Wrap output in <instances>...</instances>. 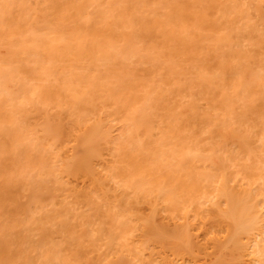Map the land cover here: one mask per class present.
<instances>
[{
    "label": "bare ground",
    "instance_id": "bare-ground-1",
    "mask_svg": "<svg viewBox=\"0 0 264 264\" xmlns=\"http://www.w3.org/2000/svg\"><path fill=\"white\" fill-rule=\"evenodd\" d=\"M48 1H50L49 5L47 4ZM103 1L63 0L62 2L61 0V4H58L59 0H0V48H2L1 46L6 44V46L8 47L7 55H9L7 59H2L3 57H1L0 59V264H264V125L260 123L264 120L261 121L262 118L260 120V113H258L257 115L259 116V118H256L257 116L254 114H248V112L251 113L252 109L254 108L252 107V102L250 107L252 109L246 111V109L244 110L245 106L243 107V109H241V107L243 106V100L241 102L237 101L238 104H235L234 102H236V100L233 101L232 99H230L231 94L234 95V97L232 96L233 98L236 97L234 90L238 89L239 85L237 87V82L233 80V82H235L234 86H236L237 88L231 87L230 92L232 93L230 94L229 90H227L228 87L225 89V85L228 82V80L225 81V79H229V76H225L223 74L226 71L225 69L229 68L228 63L230 62L231 63L229 66L232 67V64L234 63L236 71L237 69L239 71V68H241V70L239 71L240 73H243V70L246 71V69L251 67L249 65L250 62V64L253 65V68H255L254 73L257 69V67H255L256 65L258 66V68L259 66L260 68L264 66V57L262 56V54H264V0H231L232 2L228 0L229 2H231V4H229L232 5V8L227 3L228 1L225 0V2L227 3L226 5L223 0L222 2L224 6H221V12H223L222 10H224V7L227 6H229V9L231 8V11L229 9H226L225 12L224 10V15L222 16L220 9L217 10L220 12L221 18H225L226 24H224V18L222 19L223 21L221 19H218V17L220 18V15H218V17L215 16V14L217 15L219 13L217 12V10H215V8H218L216 6L220 5L221 0H210V4H213V6H215L214 8L210 7V5L207 4L208 0H202L201 2L200 0H198L200 3L193 0V2L195 1L196 3H198L199 8H202L201 11L204 9L203 12L200 11L201 14H205L204 16H206V13L208 12H206V8H208V10H210L211 12L215 11L213 15L214 20H208L211 21L212 27L215 26L214 24H217L218 20H220L219 22H222V24H224L221 26V23L218 22V24L216 25L217 29L215 28V32L218 33H216L215 36L214 31L211 33V31L213 30L211 27H209L211 26V24L208 23L207 27L211 29V31L209 32L210 37L213 35L215 36L213 37V41V38H211V40L209 39V34H207L208 32L205 33V31H208L209 29H204L205 31L203 29L201 30L203 26L206 27L207 25L206 23H204L207 21V16L204 18L202 15L201 17V14H198L200 13L199 8L196 4V6H194V3H192V1H189L192 3L191 6L193 5L192 9L194 10V7H197L195 9V11L197 10V16L199 15V18H203H200L201 20H199V22L197 21V19L199 18L191 15V21L195 18L194 23H196L197 21V23L199 24L194 25L193 22L189 21L191 26H189L188 24L186 25V27H191L192 29L185 28L184 25L187 23H183L184 19H182V17L184 16V14L180 18L178 14L172 12L173 9H171L170 11L173 13H171L172 15L169 14V11L168 13L166 12V10L170 8L169 5L171 2H168L169 0L166 1L169 3V5L166 3H164L166 4L164 5L160 0L159 2L157 0L156 2L154 0L156 2L155 4L153 0H148V3L151 2L150 4L152 6L154 5L153 7L150 6V4H147L146 0V6L142 2L143 0H132L133 2L122 0V2L120 3L117 2L119 4V9H117V6V8L115 7V4H117L115 2L118 0H113V8L110 6V3H107L109 2V0H107V2L106 0ZM137 1L141 2L139 3ZM53 2H56V4H54ZM128 2H130L129 4L131 5H129ZM183 2V4L186 3V1ZM214 2H216V5L214 4ZM218 2L219 5L217 4ZM102 3H106L107 5H103ZM159 3H161V5H159ZM126 4L130 6V9H132L128 13V18H130L133 14L132 11L136 13L138 8V14H133L135 20L138 17V21H134L133 25V23L131 22L134 19L131 20L130 18L129 20H131V22H128L131 23L132 26H130L129 29L128 25L130 24L127 23L125 21L126 18H124L127 17L125 15L129 11L128 6L125 8ZM93 5L95 6L96 13L98 12L99 15L95 13V10H93ZM99 5L102 9L98 8ZM101 5L103 6L101 7ZM140 5L142 7H140ZM201 5H203L204 7ZM206 5H208L209 7ZM108 6L110 8H108ZM143 6L145 8L149 6L150 11L153 12V14L150 12L146 13L147 10L145 11V9H143ZM183 6L185 7V5H181L179 7L181 8ZM244 6L245 8H248L246 9V11L252 9L254 13H251L250 11L246 13V11H243ZM84 8L87 10L83 11L82 9ZM89 8H92L91 10H93V12L89 11ZM111 8L122 11L120 13L124 16L122 18H124L125 20L122 21L120 19V13H117L119 14V16L115 15L116 13L114 11L117 12V10L114 9V11H112ZM120 8H123V10H121ZM173 8H175V6ZM79 9L82 13L78 12ZM98 9L99 11H97ZM124 9H126V14H122ZM139 9H141L140 13ZM160 10L162 13L160 12ZM17 12L18 15H16ZM85 12L88 14H86ZM112 12H114V15L117 19L115 18V16L111 17ZM77 13L81 14L79 19L74 18L77 21L80 20L82 16H84L83 13L86 14L87 18H90L92 13H95V15L92 16H99L96 17L99 20L97 22L95 21V24L98 23L99 25H95L97 26V29H93V26H89V28L91 27V30H93H88V38V34L86 35L85 33V35L82 34L84 37H81V32L79 33V30L75 28L77 27V25L84 26V23H78L76 20L70 22L73 23L74 26L72 25V27L71 24H69V26L71 27L68 33L70 34V36L68 37H71L74 40V36L77 35L76 38L78 39V41L76 40L77 42H75V45L72 44L73 46H75L73 48L71 44L70 46L68 44L66 47L69 52L67 51V49H65V47L64 49L66 52L63 51V53L65 52L64 55L60 51L61 48H58L59 55L62 56L58 59V61L61 62L59 64V62L56 61V53L55 56H53L52 54L53 50L57 48V45L61 43V41L66 42L65 33L62 32L63 29H59V24H62L61 21H64L63 18L66 17L65 19L69 21V17L67 18V16L69 15L70 17H76ZM145 13L146 16H144ZM166 13L167 16L169 15V17L167 18ZM10 14L14 19H17L15 23L19 21L17 24H21L20 20H23L24 23H26L25 25H27V28H25L24 25H21L26 29V32L29 33H25V42L23 40L24 37H22L23 39L21 38L23 41V43H20L21 47L18 43L17 44L19 46L16 45L17 47H15L12 44V40H8L9 38L11 39L10 36L16 34L19 36V38L21 36H25V34H23L25 32V29L22 30V33L20 31V28H17L16 25L15 26L17 29L14 28V26L11 27L14 23L8 26L10 21L9 18H11ZM186 14L187 13H185V15ZM161 15L163 16L162 18L165 17L164 19L166 20V22L165 20L164 23L162 22L163 20L162 18H160ZM176 15H178L179 18H177ZM78 16L79 15H77V18ZM95 17H91V21H93ZM144 17L148 19L150 17L151 21L148 20L147 22L146 19L143 20ZM111 18H114L115 21H112ZM154 18L155 20L153 21ZM209 18L210 17H208V19ZM141 19L142 21H140ZM174 19L180 20V23H177L179 24V27H177L175 23H172L174 21L171 22V20ZM215 19H217V21ZM85 20L87 19L85 18ZM100 20L101 23L105 25L104 28H102L103 25H101ZM157 20L158 22H162L164 25H160L161 23H158ZM167 20H170V22H168L170 23V25L172 24V26H170L169 23L167 24ZM202 20V23L206 25L201 26ZM74 21H76L77 23ZM118 21L119 23H121L120 26L118 24ZM116 22L118 25L116 24ZM141 22L144 24L142 25ZM151 23L154 25H152L153 27H155L154 23H156V25L158 24L159 27L161 26V28H159L161 30H163L162 27L164 26L165 29L163 31L166 32V35H164L165 32H161L162 35L160 36H162V38L164 36L168 37V35L171 36L174 34V32L176 34V31H172L174 30V28H176L177 33L178 31H181L179 34H177L180 36H178L180 41V44L178 43V46L179 48H185L189 45V47H187L186 49L187 52L188 48L189 51L191 49L195 50L196 48L198 49L201 44L203 45L208 42L209 44L207 43V45H205V48H210L211 50L213 47L211 52H209L208 50V53L205 48L203 49V45L201 46V49H203L201 50L202 52L199 48L198 52L194 54L195 52L193 51L194 53L193 55L191 53V56H199L201 58L204 53V56H207L206 52L210 55V53L213 54V52L215 53L219 51L217 54L215 53L217 57L214 55V61L216 59L218 62L216 63V65L221 64V67L216 66L218 70L215 68L214 69L217 70V73H221L220 70H223L221 76L224 77L222 78L220 74H215L218 77L215 76L213 80L212 76L214 75H212L211 77L214 83H209V76L212 74L211 70H213V74L216 72L214 71L213 66H210L211 64H208L212 69H208L207 66H205L206 72L210 74L209 76H207L209 77L208 80L205 78L207 74L206 72H204L205 68L202 63H205L206 61L203 56L202 58L205 62L200 58V60H198V57L196 58L198 61H201L199 62V64L201 63V65L199 67L196 66V68H199L200 70L204 68V70L202 69L203 71L201 72L206 75L203 77L202 73L200 76H198L199 72L196 71V69L194 72L197 74L195 76L199 78L197 79L195 77L197 82L198 80L205 78L203 80H200V87L198 90H201L200 92L201 94L203 93L202 95L200 94V92L195 91L199 83L197 84V82H195L196 80L195 78H193L194 76L192 75L188 77V83L184 82L186 81L185 78L183 79V81L178 79L176 74L175 76H173L175 71L174 69L176 68L171 64L170 65L174 68H172L173 74L171 72L168 73L170 75L172 74L170 76L171 78L169 80V85H174L172 86L173 90H171V92H169L171 87H167V85L164 84L165 81L163 82V77L166 75L164 71L162 72L165 75H161L160 80L157 81L156 79L152 78L151 81L149 80L150 82L147 81L148 79L145 80L147 81L145 83L144 80H141L142 82L137 83L138 78H135L137 82L134 84L132 82V84L128 83L126 80L125 83L123 82L124 79L122 77L123 83H121L127 87L122 84H118L120 82H116L117 78L115 80L113 79L115 82L113 84L110 81L112 79H108V84H106L108 80L105 81L103 79L105 83L102 82V76L100 77V75L99 77H96V79H94V75L98 76V73H103L101 72V70L102 68L104 69V66H108L107 69L112 68L109 67V65H112L114 62H116H113L116 56H121L123 57L121 59H124V61L126 62L129 61L132 64V61L130 59L134 58V61L140 51L144 50L145 48V50L148 51L149 49V51H151L154 48V45H156L153 44V41L157 42L156 34L158 33L157 30H154V32L152 31L155 28H152ZM87 25L88 24H86V27ZM158 25L156 26V28L158 27ZM167 25L171 27L170 30ZM180 25L182 27H180ZM133 26H136L135 30H133ZM145 26H148L152 29L149 30L150 28H146ZM194 26H196V30ZM227 26L229 27V31L234 33V37H229L230 32L228 33ZM139 27L140 30H138ZM10 28H13L14 30L12 29L11 31ZM65 28L66 27H64V29ZM68 28L69 27H67V29ZM80 28L86 29L83 27ZM101 28L102 31H107V33L103 35L105 36L106 42L108 43H106L102 39V37L100 38L99 36H97L99 33V29ZM122 28L124 29L122 30ZM224 28L227 30L226 34L228 35H226L225 39H227L228 37L230 38L228 43L225 39L223 40L225 41V44L223 41H221V39L225 37V33L223 32ZM82 29L81 31H83ZM106 29H108L109 31ZM70 30L72 32H70ZM86 30H84V32H87ZM119 30L120 32H124L125 30L124 33L130 32L132 36H130V34L122 36V33L120 34V32H118ZM131 30H133L135 33H131ZM187 30H189L190 32ZM198 30L199 32L202 31V33H199ZM90 31L91 33H89ZM105 31L103 32L105 33ZM140 31H142V34L140 33ZM169 31L172 32L170 33ZM183 31L186 35H182ZM12 32L16 33L12 34ZM167 32H169L170 34H168ZM111 33L113 35L117 34V36L114 37V35L111 37ZM150 33L152 35H150ZM193 33L194 35H197L199 40L201 39L200 42H198L199 40L195 39L196 42L201 43L199 44V46L198 43L193 41L194 38H196V36H193ZM147 34H149L151 37L147 36ZM153 34L156 36L152 37ZM187 34L188 36L190 34V36L187 37ZM198 34H200V36H198ZM203 34H207L206 37ZM141 35L143 37H141ZM181 35L184 37H182ZM191 35L193 37H191ZM218 35H220L221 38L220 36L218 37ZM261 35L262 38H258ZM120 36L121 38L125 36L124 38L128 39V41L130 40V37L134 42L136 41L135 44L134 42L131 43L132 40H130V42H126V44L130 43V46L134 44V47L131 46L132 50L128 48L126 49V47H124L125 52L126 50H128L129 56H125L123 54L124 50L122 45L124 44V38L122 41L119 40L118 42L117 39H119ZM138 36H140L141 38H138ZM173 36L175 38V35ZM185 36L187 37V39H185ZM15 37L16 36H12V38ZM98 37L101 39V41L99 40L100 46L96 42L99 39ZM109 37H114V40ZM135 37L138 38V42ZM148 37L151 40L148 39ZM169 37L168 41L170 43L168 45H171V43L173 45L174 43V45L169 46V48L172 47L171 49L173 50L171 51L170 49V51L173 52V56L175 57V53L179 54L180 52H178V49L176 48L178 37L176 36V41L172 37L174 40L171 39V41L173 40V42L169 40ZM182 38H184L185 41L187 40L186 42H188L189 44L183 41ZM206 38L209 40H207ZM255 38L258 39H256L257 43L255 42ZM87 39L90 41H88ZM141 39H147V42H152L151 45L153 46V48L151 47L150 43L147 44L146 41V43H143ZM188 39H190L191 41H188ZM162 40L163 39L159 41L163 43ZM165 40L167 41V38L164 39V42H166ZM216 40L217 42H214ZM219 40L223 43L219 44ZM86 41L89 42V47L91 46L92 51H90V48L87 46L88 42ZM168 41L166 43H168ZM229 42L232 45H230ZM250 42H252L251 45H254L253 43H255V47L253 50L257 49V45L260 46L259 49H262L263 46V53L261 52V50H259L261 54H258L259 52L257 53V51H255L257 53L256 54L250 51V49L248 48L245 49L247 47L246 46L244 48L245 45H248V47L251 46ZM25 43L26 45H24ZM72 43L74 42L72 41ZM84 43L87 44L85 45ZM138 43H140V47L142 48H140V51L138 50ZM181 43L182 45L184 44L185 47L184 45L182 46ZM190 43H192L191 45L193 46V48H191L192 46L190 45ZM210 43H213L211 47L208 46L210 45ZM126 44L125 46H128ZM228 44L230 45V50H227L228 52L225 51V54L224 50L227 47L229 49ZM12 45L14 47H12ZM108 45H110V47ZM142 45L149 46L150 48L144 47ZM219 45L221 47L223 45L222 52L224 53V55L220 51L221 47ZM85 46L88 48L84 51ZM161 46L165 47V45ZM214 46L216 47L214 48ZM115 47H119L118 49H120V53H118L119 50ZM135 47H137L138 49ZM69 48H72L71 51ZM74 48L76 50H73ZM106 48H110V52L108 49L106 50ZM157 48H154L156 50L153 49V54L157 53L155 51H161V53L163 52L162 50H157ZM216 48H218L217 51L214 50ZM98 49L103 52H100ZM101 49H104L105 51ZM121 50L123 53L121 52ZM247 50H249L250 52ZM72 51H76L79 57H75ZM96 51L98 52L97 55L95 54ZM106 51L109 54H107ZM132 51L135 53L137 52L136 56ZM147 51H145V53L142 52L144 53V58L138 55V57L143 59L144 62H147L146 56L152 57L153 55L152 53L150 54V52ZM84 52L86 54H83ZM104 52L108 56H105ZM66 53L68 55H66ZM46 54L55 57L54 59L53 57H50L53 59V61L50 59L52 61L50 63L48 61L50 65L54 62L56 67H64V69L62 67L60 70L61 72L66 73L62 75L63 77L61 75L58 76L59 78L57 77L58 79L55 77L57 75L56 71L59 69L56 70V68H54V64L51 65L52 67H50L49 65V67H47L48 63H43L47 61V59L45 60L44 58H49V56L46 57ZM162 54H156L155 60H160L161 56H163V58L165 59L164 55ZM251 54H254V57L251 58V60L253 59L254 61H257H250L249 58ZM255 54L257 55L256 58ZM91 55L93 58H91ZM109 55H113V58ZM168 55L169 54H167V56ZM189 55L190 54L188 53V56ZM259 55H261L262 57ZM63 56L65 57L63 58ZM221 56H223L222 59ZM224 56H226L227 59ZM108 57H111L110 60ZM177 57L179 58V56ZM167 58H172V56H168L166 57V59ZM80 59L82 61L84 59L86 60V62H82ZM228 59L230 61H228ZM87 60L90 61L87 62ZM143 60L141 61L142 65L144 64ZM155 60L154 62H152L153 66L150 65V61H148L150 62L149 65L147 64V62L144 64V66L147 64L146 68L151 67V69H153L156 64ZM121 61L119 62L120 64H116L117 62L115 64L121 65ZM55 62L58 64H56ZM72 62H75V64L78 62L77 64L79 66H81L82 64V67H84L85 65V68L88 67L86 68V72L81 73L85 74V76L83 74L84 79H88L96 71V74L94 73V75L92 76L93 80H90L92 79L90 78L87 81V79L84 80L83 78H80V76L82 75L76 76L80 74L77 72L80 70L75 71L76 67L74 66H76L77 64L75 65L73 63L74 66L72 67ZM136 62L137 60L134 61L135 65H137ZM169 63H171V61ZM186 63L188 64V62ZM225 63L226 67H224ZM90 64L92 65V67ZM115 64L114 66L112 65L114 68L116 66ZM94 65L95 67L97 65V67L95 68ZM140 65L141 64L137 66ZM144 66H142L143 69ZM192 66L193 65H191V67ZM71 67L73 69H71ZM125 67L122 68L126 69ZM91 68L95 70L92 71ZM129 68L130 67H128V71L130 70ZM260 68L257 70V72L259 71V76H257L256 81L253 82L254 84L252 83L253 87L255 83L258 84V77H261L262 79L264 77L262 75L263 73L260 72ZM82 70L85 71L84 68H82ZM25 71L26 73L30 74L28 76H21L20 73L22 74ZM238 71L237 74L239 73ZM245 71L244 73L248 72ZM74 72L77 73L75 74ZM112 72L113 71H111L110 74ZM162 72H160L159 74H161ZM257 72L254 76L252 75V79L256 77V75H258ZM86 73L89 77H86ZM33 74H37L39 79L41 78L42 82L38 80V82H36L32 79L33 84L38 83L39 85L36 84L34 88L32 85V87L30 86V88H26L25 83L27 82L26 86H28L30 82L28 83L27 79H29V77L32 78ZM153 74H155V71L153 72ZM248 74H251L250 69ZM118 75L119 74H117L116 76ZM127 75L126 77L128 79ZM43 76L45 78L49 76L46 80V86H44L45 81H43ZM130 76L131 80L133 79L134 81L132 74H130ZM247 77H244L245 80ZM249 77L247 79H249ZM189 78H192L194 80L193 87L190 86ZM216 78L222 80L220 81V87L224 86L223 90L228 91V94H226V91L221 94L219 91L222 89H220L219 86H217V88L220 89H218V91L216 88H213L214 86L219 85L215 84L219 82ZM51 79L55 81L54 83L52 81V83L49 84V81L51 82ZM94 80L96 81V84L99 82V86L94 85ZM204 80L210 85L202 82ZM181 81L184 83H182ZM223 81L226 84H224ZM262 81V84L260 83V85L263 86L264 83ZM9 82H11V84ZM12 82L17 83L18 85L19 82L20 84H23V86H21L20 88L21 92L19 95H17L18 93L16 94V92H18L17 88L20 85H13ZM55 82H57L58 84H55ZM89 82H92V84ZM127 83L129 84V86L131 85L130 88L128 87ZM229 83L230 82H228V85ZM248 83L245 84L247 85ZM111 84L116 88H113L115 90L109 88L112 87ZM114 84L116 86H114ZM138 84H143L140 86L142 88H140ZM146 84L150 87L152 86L153 88H149V86L147 87ZM153 84L156 86H154ZM183 84L187 85V87H182ZM12 85L15 88L13 89V91ZM40 85L42 86L41 88L38 87ZM103 85H105L106 87H108L109 85V87L104 88L105 86L103 87ZM136 86H138L139 90ZM248 86L250 87V84H248ZM131 87H135L136 89H132ZM204 87L207 89H205ZM258 87L257 90L255 89V91H258V89L260 90V88ZM211 88L216 89L214 90L216 93L219 92L221 95H223V98L218 93L217 96H215L217 100L219 99V96L221 97V99H219L220 102L225 99L224 97L229 96L224 103H220V106H223V109L221 107H217L219 108V110L222 109L224 112L226 111V113H221L222 110H218V114L217 109L214 110L215 104L209 105V102L213 101V99L209 101L212 98L213 94L211 93L207 99L206 93L208 92L209 95V93L211 92H209V90ZM119 89L122 91H120ZM124 89L125 91H127V93L123 91ZM141 89L144 90L141 92H144L145 94L147 92V94L145 95L144 93H142L141 96L137 98L135 96L136 101L134 102L136 104L131 103V101L126 102L128 100L127 98H130L131 95H135L137 93L136 91H139V93H141ZM148 89L152 90L150 91ZM251 89L252 88H250V90ZM263 89L261 87L262 92ZM14 90H16V92H14ZM116 90H119L120 92ZM232 90L234 91V93ZM238 90L236 91L237 95L239 94ZM247 91H249V89H247ZM139 93L136 95H139ZM253 93L254 91L252 90L250 95ZM251 96L253 97V95ZM254 96H256L255 93ZM123 98L124 100H122ZM139 98L145 100L142 101ZM151 98L155 100L154 103H152L153 100ZM185 98H187V100H183ZM236 98L237 100H239L238 97ZM150 99L152 100V102H150ZM229 99L232 100V102ZM227 100L230 103H227ZM204 102H206L205 104L207 105V107H204ZM225 103L229 105L234 103V105H232L234 107L232 108ZM237 105L240 107V110L246 111L245 113H247V115L245 114L246 118L244 119H247V123L250 124L249 126L247 124L248 127H246L245 125V128L239 131L235 130V128L239 127L237 126V124L239 125V122H241V120H237V118H240L238 117V114L239 116H241L244 113L243 111L236 110L239 109ZM261 105L262 104H260V107L263 108ZM210 106H212V108L214 109L209 110V108H211ZM226 106H229L228 109L230 107L232 109L235 108L236 111H228V109H226ZM182 107L186 109L187 114H184L182 112ZM152 109H156V113L153 112ZM179 109L185 116L182 117ZM161 110L163 112H160ZM252 113H254V111H252ZM230 115H235V117H231ZM249 116H253L255 118L252 117L251 120L247 118ZM253 119L255 120V123L258 122L257 124H262V126H260V124L258 125L260 129L262 128L261 131L259 130V128V131H257V129L255 130L256 125H251V122L254 123ZM256 119L259 120L257 121ZM249 120L250 122H248ZM114 121H119V123L121 122L120 129L117 130L118 132L122 128V131L119 132V136V133L115 135L116 137L113 136L116 140L111 139V134H113V132H115L116 130L114 129L113 132L110 130L112 129L111 124ZM225 121L226 123H224ZM216 123L217 125H220H218V128H220L221 131L217 129ZM241 123L243 124V122ZM233 124L237 127H234ZM40 125L42 128L40 127ZM184 125L187 128L189 127L190 129L188 128V131L191 130L193 134H190V132L188 133ZM37 126H39V130ZM225 128L227 129L225 130ZM182 129L192 137H199L197 138L198 140L193 137L195 141L197 140V143L191 139L190 135L189 137L186 132L184 133ZM214 134H216V136L218 137L217 140L214 138ZM182 135H187L189 137H187L189 142L186 137H183ZM206 135H208L210 138ZM205 138L207 139V141ZM179 139L182 141L186 139L188 143L186 142V144ZM214 139L215 141H212ZM191 141L194 142L191 143ZM189 143L195 144L193 146ZM105 145H108V148L112 145L110 149H108V151H110H107L106 153L108 158L105 157L106 154H104V152L102 151ZM174 161L177 163H175ZM213 167H216V169H213V173L211 172V174L210 171ZM200 168H204V171L200 170ZM205 168L209 169L210 171H207V169Z\"/></svg>",
    "mask_w": 264,
    "mask_h": 264
},
{
    "label": "rangeland",
    "instance_id": "rangeland-1",
    "mask_svg": "<svg viewBox=\"0 0 264 264\" xmlns=\"http://www.w3.org/2000/svg\"><path fill=\"white\" fill-rule=\"evenodd\" d=\"M54 1H55V0H54ZM65 1H66V0H65ZM102 1H103V0H102ZM110 1L112 2L113 0H109V2H107V0H106V2H107L108 4L110 3V6L113 8L114 1H115V0H114L112 3H111ZM123 1H125V0H123ZM127 1H132V0H127ZM141 1H142V0H141ZM141 1H137V2L140 3ZM151 1H152V0H151ZM155 1H156V0H155ZM155 1L153 0L154 4H155L157 1L159 2V0H157L156 2H155ZM160 1H161V3H163V4L166 3V4H168V5H169L168 2H171L170 5H169V6H170V8H169L170 10H169V9L166 10L167 13H168V11H169V14H171L172 12H173V13L175 12V14H178V15L180 16V18H181V17L183 16V14H184L185 17L183 16L182 19H184V21H185V22L183 21V23H187V24L184 25L185 28H187L186 25H188V24H189V26H191V24L189 23V21H191L192 16H195L196 18H199V17H198L199 15L197 16V10L195 11V9H196L197 7L199 8L198 3H196L198 0H195L196 2H195V1L193 2V0H182V1H181V0H178V2H177V0H175V1L173 0V2H172V0H169L168 2H166L167 0H164V1H163V0H160ZM162 1H163V2H162ZM183 1H186V3H188L189 5L186 4V3L183 4V3H184ZM189 1H192V3H194V6L197 5V7H194V10L192 9V8H193V7H192L193 5L191 6L192 3L189 2ZM201 1H202V0H200V2H201ZM204 1H205V0H204ZM212 1H213V0H212ZM218 1H220V0H218ZM222 1H223V0H221L220 5H219V2L217 3L219 6H216V7H218V8H215V10L220 9V12H221V6L223 5V2H222ZM226 1H228V0H226ZM230 1H231V0H230ZM49 2H50V1H48V3H47V2H46V3L49 5V4H50ZM60 2H61V0H59V3H58V4H61ZM62 2H63V0H62ZM99 2H100V1H99ZM103 2H105V1H103ZM117 2L120 3V2H122V0H118V1H116L115 3H117ZM132 2H133V1H132ZM132 2H131V3H132ZM135 2H136V1H135ZM142 2H143V3L145 4V6H146L145 0H143ZM146 2H147V4H150V3H151L150 1H149L150 3H148V0H146ZM174 2H175V3H174ZM198 2H199V1H198ZM200 2H199V3H200ZM208 2H209V3H208ZM208 2H207V4L210 5V7H213V8L215 7V6H213V4H212V5L210 4V2H211L210 0H208ZM231 2H232V1H231ZM231 2L228 1L227 3H228V4H229V3L231 4ZM51 3H52V2H51ZM53 3H54V2H53ZM94 3H95V2H94ZM123 3H124V2H123ZM125 3H126V2H125ZM129 3H130V2H128V4H129ZM139 3H138V4H139ZM161 3H159V5H161ZM178 3H179V4H178ZM202 3H203V2H202ZM202 3H201V4H202ZM212 3H213V2H212ZM215 3H216V2H214V4H215ZM224 3L227 5V3L225 2V0H224ZM47 4H46V5H47ZM54 4H56V2H55ZM58 4H57V5H58ZM63 4H65V3H63ZM100 4H101V3H100ZM102 4H103V5H107L106 3H105V4L102 3ZM112 4H113V5H112ZM132 4H134V3H132ZM144 4H142V5H144ZM152 4H153V3H152ZM166 4H164V5H166ZM175 4H177V5H175ZM195 4H196V5H195ZM204 4H205V3H204ZM230 4H229V5H230ZM232 4H233V3H232ZM48 5H47V6H48ZM96 5H97V4H96ZM103 5H101V7H102ZM129 5H131V4H129ZM129 5H127V4H126V6L123 5V6H125V8H126L127 6L129 7V8H128L129 11L127 12V14L130 12V10H132V9H130V6H129ZM134 5H135V4H134ZM168 5H167V6H168ZM181 5H185V7L183 6V7L180 8L179 6H181ZM208 5H206V6H208ZM215 5H216V4H215ZM226 5H225V6H226ZM33 6H34V4H33ZM33 6H32V7H33ZM41 6H42V5H41ZM44 6H45V5H44ZM93 6H94V5H93ZM116 6L118 7L119 4H118V3L115 4V7H116ZM120 6H121V5H120ZM136 6H137V5H136ZM150 6H152V5L150 4ZM153 6H154V5H153ZM153 6H152V7H153ZM155 6H156V5H155ZM157 6H158V4H157ZM174 6H175V8H173ZM201 6H203V5H201ZM223 6H224V5H223ZM223 6H222V7H223ZM230 6H231V8H232V5H230ZM88 7H90V6H88ZM117 7H116V8H117ZM121 7H122V6H121ZM140 7H142V6L140 5ZM162 7H163V6H162ZM171 7H172V8H171ZM189 7H190V9H189ZM203 7H204V6H203ZM208 7H209V6H208ZM227 7H228V8H227ZM227 7H224V8H225V9H224L225 12H226V9H229V6H227ZM246 7H247V6H246ZM251 7H253V6H251ZM251 7H250V9H251ZM93 8H94L93 10H95V6H94ZM96 8H97V6H96ZM98 8H100V5L98 6ZM104 8H105V6H104ZM108 8H110V7L108 6ZM112 8H111V9H112ZM123 8H124V7H123ZM123 8H122V9L120 8V9L123 10ZM132 8H134V7H132ZM136 8H137V7H136ZM154 8H156V7H154ZM159 8H160V7H159ZM178 8H179V9H178ZM205 8H206V7H205ZM231 8H230V9H231ZM244 8H245V6H244ZM244 8H243V11H246V9H248V8H245V9H244ZM84 9H85V8H84ZM84 9H82V10H83V11H86V10H87V9H85V10H84ZM91 9H92V8H89L88 10L93 12V10H91ZM100 9H102V8H100ZM114 9H115V8H114ZM114 9H112V11H114ZM117 9H119V7H118ZM117 9H115V10H117ZM143 9H145V11L147 10L146 13L150 12V13L153 14V12L150 11V7H149V6L146 7V8L143 6ZM165 9H166V8H165ZM171 9H173V10L175 9L176 11H175V10H174V11L172 10V12H170ZM180 9H181V10H180ZM184 9H185V10H184ZM201 9H202V8L200 7V8H199V12L201 11ZM210 9H211V8H210ZM230 9H229V10H230ZM253 9H254V8H253ZM103 10H104V9H103ZM125 10H126V9H124V11H123L122 14H124V13L126 14ZM152 10H153V9H152ZM155 10H156V9H155ZM158 10H159V9H158ZM177 10H178V12H177ZM187 10H188V12H187ZM191 10H192V11H191ZM203 10H204V9H203ZM203 10H202L201 12H203ZM224 10H222L223 12H221V15H222V16L224 15ZM229 10H228V11H229ZM97 11H99V9H98ZM140 11H141V9H139V13H140ZM143 11H144V10H143ZM183 11H184V12H183ZM194 11H195V12H194ZM207 11H208L209 13H208ZM212 11H214V10H212ZM228 11H227V12H228ZM230 11H231V10H230ZM249 11H250L251 13H254V11H253L252 9L249 10ZM249 11L247 10L246 13H248ZM252 11H253V12H252ZM14 12H16V11H14ZM14 12H13V14H14ZM76 12H77V11H76ZM78 12L80 13L81 10L79 9ZM100 12H101V11H100ZM104 12H105V11H104ZM114 12L116 13L115 15H118V16H119V14H117V13H120V12H122V11L117 10V12H116V11H114ZM114 12L111 13V17H114V16H115V15H114ZM137 12H138V8H137ZM137 12L135 13V12L132 11V13H133V14L135 13L136 15L138 14ZM157 12H159V11H157ZM160 12H161V10H160ZM201 12L198 13V14H201ZM204 12H205V11H204ZM206 12L208 13V14L206 13V16H207L206 19H207V21L204 22V23H206L207 25H206V24H203V23H202L203 20H202V21H201V23H202L201 26L206 25V27L203 26V28H201V30H202V29H203V30H204V29H209L208 31H207V30H206V31L204 30L205 33L208 32L207 34H209V32L211 31V29L207 27V26H208V23L211 24V26H209V27H211V28L213 29V30L211 31V33H212L213 31H214V32L216 31V29H217V26H216V25L218 24V22H219L220 20L217 21V19H215V20L217 21V24H214L215 26L212 27V23H211V21L214 20L213 15H214L215 11H214V12H211L210 10H208V8H206ZM210 12H211V13H210ZM217 12H219V11L217 10ZM220 12H219L217 15L215 14V16L218 17V15H220ZM11 13H12V12H11ZM73 13H74V12H73ZM81 13H82V12H81ZM85 13H86V12H85ZM85 13H83L84 16H82V18H81L80 20H78V21H77L76 19H79V17L81 16V14H78V13H77V14H76V17H75V16H74V17H73V16L70 17V16L68 15L67 18L69 17V18H68L69 21H67V19H65V18H66V17H65V18H63L64 21H63V22L61 21L62 24H61V25L59 24V29H60V30L63 29L62 32L65 33L66 42H65V41H63V42L61 41V43H59V44L57 45V48H56L55 50L58 52V54H57V52H56L55 50H53V52H52L53 56H55V53H56V56H55V57H56V61H58V59L62 57L61 55H59L58 48H61L60 51H61V53L64 55L65 52H66L65 49H67L66 46H67L68 44H69V46H70V44H71V46H72V48H73V47H75V46H73L72 44L75 45V42L78 41V39L76 38V36H77L76 34H75L76 36H74V40H73L71 37H70V38L68 37V36H70V34H68V33H69V29H70V27L73 25V23H70V22H72L73 20H76L78 23H79V22H81V24L84 23V26H85V27L82 26V25H81V26H80V25H77V27H75V28H77V30H79V31H78L79 33L81 32V35L84 34V33L87 35V34H88V30H89V29L91 30V27H92V26H93V29H97V26H95V25H99V24H98V23L95 24V23L99 20V19H97L96 17H99V16H96V17H95V16H92V15H95L96 10H95V13H92V15L90 16V18H87L86 14H88V13H86V14H85ZM89 13H90V12H89ZM106 13H107V12H106ZM109 13H110V10H109ZM146 13L144 14V16H146ZM150 13H149V14H150ZM161 13H162V12H161ZM167 13H166V18L169 17V15L167 16ZM173 13H172V14H173ZM180 13H182V14H180ZM185 13H187V14L185 15ZM190 13H192V14H190ZM195 13H196V14H195ZM222 13H223V14H222ZM90 14H91V13H90ZM96 14H98V12H97ZM127 14L125 15V16H127V17H124V16L121 15V13H120V19H121L122 21H124V20H125L124 18H126L125 21H126L127 23H129L128 21L131 22V20L134 19V16H133V14H132V15L130 14V15H131V17H130L131 20H129V19H130V18H128L129 14H128V15H127ZM156 14H157V13H156ZM172 14H171V15H172ZM189 14H190V15H189ZM16 15H18V12H17ZM77 15H79L78 18H77ZM98 15H99V14H98ZM164 15H165V13H164ZM178 15H176L177 18H179ZM191 15H192V16H191ZM202 15H203L204 18L206 17V16H204L205 14H201V17H202ZM221 15H220V18L218 17V19H221V20H222L224 17L221 18ZM85 16H86V17H85ZM132 16H133V17H132ZM152 16H153V15H152ZM152 16H151V17H152ZM173 16H174V15H173ZM10 17H11V18H9L10 21H9V25H8V26H10V24H13V23H14L11 27L14 26V28H16V26H17V28H20V31H21V32H22L23 29L27 28V25H25L26 23H24L23 20H20V23H21V24H17L19 21H17V23H15V21H16L17 19H14L13 16H11V14H10ZM16 17H17V16H16ZM16 17H15V18H16ZM88 17H89V16H88ZM91 17H95V18H94L95 20L93 19V21H91V19H92ZM100 17H101V16H100ZM122 17H124V18H122ZM136 17H137V16H136ZM136 17H135V18H136ZM139 17H141V16H139ZM142 17H143V15H142ZM147 17H148V15H147ZM162 17H163V16L161 15L160 18H162ZM201 17H200V18H201ZM208 17H210V18L208 19ZM17 18H18V17H17ZM74 18H76V19H74ZM85 18H86L88 21L85 20ZM115 18H116V16H115ZM118 18H119V17H118ZM127 18H128V20H127ZM155 18H156V17H155ZM155 18L153 19V21L155 20ZM164 18H165V17H164ZM164 18H162V20H163L162 22H163V23H164V20H165ZM173 18H176V17H173ZM173 18H172V19H173ZM188 18H189V20H188ZM200 18L197 19V21L203 19V18H201V19H200ZM71 19H72V20H71ZM111 19H112V21H115L114 18H111ZM113 19H114V20H113ZM116 19H117V18H116ZM137 19H138V17L136 18V20H137ZM142 19H143V18H142ZM142 19H141L140 21H142ZM145 19L147 20V22H148V20L151 21V20H150V17H149V19L144 17L143 20H145ZM194 19H195V18H194ZM194 19H192L191 22L194 23V21H195ZM13 20H14V21H13ZM65 20H66V21H65ZM70 20H71V21H70ZM136 20L134 19L131 23H133V22L136 21ZM204 20H205V19H204ZM208 20H211V21H208ZM223 20L225 21L224 24H226V20H225V18H224ZM223 20H222V21H223ZM76 21H74V22H76ZM95 21H96V22H95ZM116 21H117V20H116ZM122 21H121V22H122ZM137 21H138V20H137ZM168 21L170 22V20H167V24L169 23ZM172 21H174V22H172ZM175 21H177V22H175ZM179 21H180V20H177V19L171 20V22H172L173 24L175 23V25H176L177 27H179V24H177V23H180ZM197 21H196V23H194V25H195V24H198ZM216 21H214V22H216ZM10 22H11V23H10ZM22 22H23V23H22ZM77 22H76V23H77ZM85 22H86V23H85ZM88 22H89V23H88ZM102 22H103V19H102ZM110 22H111V20H110ZM126 22H125V23H126ZM157 22H158V20H157ZM162 22H158V23H161L160 25H164ZM165 22H166V20H165ZM199 22H200V21H199ZM100 23H101V20H100ZM114 23H115V22H114ZM125 23H123V24H125ZM131 23H129V24H130V25H128L129 27L126 26V27H128V29L130 28V26H132ZM145 23H146V22H145ZM152 23H153V22H152ZM152 23H151V26L153 25ZM219 23H221V26L224 25V24H222V22H219ZM69 24H71V26H69ZM86 24H88V25H87L88 29H87V27H86ZM116 24H117V22H116ZM118 24H119V26H120L121 23H119V21H118ZM118 24H117V25H118ZM135 24H136V23H135ZM138 24H140V23H138ZM138 24H137V25H138ZM141 24L143 25L144 23L141 22ZM146 24H147V23H146ZM154 24H155V27H153V26H154V25H153L152 28H155V29H153L152 31H153V32H154V30H157V31H158L157 34L155 33V34L157 35V37H156V41L158 42L159 40L163 39V40H162L163 43H161L160 41H159L160 43L158 42L159 45L157 44V42L153 41V42H154L153 44L158 45V46L154 45V48H157V47H159V46H161V45H165V47L161 46V47L157 48V50H162V51H163L162 53H165V54H162L161 51H155V52H157V53H154V54H153L152 51H153L154 48H153V46L151 45L152 42H151V43H150V42H147V39H146V40H142V39H141V41H143V43H144L145 41L147 42V44L150 43L151 47L153 48L151 51H149V49H148V51L150 52V54L152 53V54L154 55V58H153V55H152V57H149V56L147 57V56H146V61H147V62H148V61H150L151 63L154 62V60H155V58H156V54H162V55H164V57H165V59H164L163 56L160 55L161 58H160V60H155V63H156V64H155V67H154V68L152 67L153 69H151V67H149V66H148V67H149L150 69H149V68H146V67H147L146 65H147V64L149 65L150 62H148V63H147V62H144L143 59H141L140 57H138V55H139V56H142V58H144L143 54L145 53V51H147V50H145L146 48L144 49V47H149V46H144L145 44L142 45V46H144L143 49H144L145 51H144V50L140 51V48H141V47H140V43H138V45H139V46H138L139 49H138L137 47H135V48H137V49L140 51V53H139V51H138L139 54H137V52L135 53V52L132 51L133 53H135V54H134L135 56H136V54H137V57H136V59H135L134 61L137 60V62H136L137 65H139V64L142 65V62H141L142 60H143L144 64L147 63L145 66H144V64L142 65V66H144V69H143V67H142L141 65H140V66L135 65V63H134V61H133L134 58H133V59H132V58L130 59V60L132 61V64H131V62L127 61V62H128V63H127L126 61H124V59H121V58H123V57H121V56L117 57V56H116V57L114 58L113 62L116 61L117 63H116V62H114V63L112 62V63H113L112 65L114 66L115 63L118 64L121 60H123L124 62L121 61V63H122L121 65H116V64H115L116 66H115V68H114L111 64H110V65H111V66H110L109 63H108L109 67H112V68L107 69L108 66H107V67L104 66V69L102 68V70H101V72H103V73H101V74L98 73V76L94 75V73H95L96 71L93 73L94 76L91 75V74H92V72H91V74H90L91 77H89L88 74L86 73V74H87L86 77H89V78H88V79H87V78L84 79L85 74L83 73V74H84V76H83V74H81V73H82V72H86V70H87L86 68H88V67L85 68V65H84V64H83L84 67H82V64H81V66H79V65L77 64L78 62L76 63V64H77V65H76V64H75V62L77 61V60H76L75 62H72V67L74 66V64L76 65V66H74V67H76L75 71L80 70V71H77V72L80 73V74H78V75H76V76L82 75L83 77L80 76V78H83L84 80L87 79V81H88L90 78H92V76L95 77L94 79H96V77H99V75H100V77L102 76V78H101L102 80H101V81L104 82V83H105V81L108 80V79H109V80H110V79H112V80L114 79V80H115V79L117 78V79H116V82H117V81L120 82V83L117 82L118 84H122L123 82H125V80H126L128 83H131V82H132V83L134 84V83H136L137 81H138L137 83L142 82L141 80H144V83L147 82V81L150 82L152 78H154V79H156V80L158 81V80H160L161 75L164 76V75H165L164 73H166V75H167L168 77H167L166 75H165L164 77L162 76V77H163V82L165 81L164 84H166L167 87H171L170 90H169V92H171V90H173V89H172V86H174V85H172V86L169 85V84H170L169 80H170V78H171L170 76L173 74V72H172V68H173V66L176 68V69L173 68V69L175 70L173 76H175V74H176V75H177V78L180 79V80H182V81H183V79L185 78L186 81H184V82L188 83V82H189V80H187L188 77H190V76H192V75L194 76L193 78L196 77L195 75H197V74L194 73V72H195V69H196V71L199 72V73L197 72V73H198V76H200V75L203 73V72H201V71H203L204 68H205V71H204V72H206V67H205V66H207L208 69L210 68V66H213V69H214V68L217 69L216 66L219 67V66L221 65V64L216 65V63H218L216 59H215L216 62L214 61V55H215V53L217 54L219 51H218V52H215V53L213 52V54L210 53V55H209L208 53L211 52V50L213 49V47H212L211 50H210V48H209V49H208V48L206 49V48H205V45H207V43H208V42H206L205 44H203V45H204L203 49L205 48L207 52H208V50H209L208 53L206 52V55H207V56L209 55V56H208V59H207V56H204L205 53L202 55V57L204 56L203 58H205V61H206V62L203 60L202 57L200 58L199 56H197V57H198V60L201 59V60H203V61L205 62V63H202L203 66H204V68H202L203 70H202V69L200 70L199 68L197 69L196 66L199 67V66L201 65V63L199 64V62H201V61H198V60L196 59V58H197L196 56H195V57H194V56H191V53H192V55H193L194 52H195L194 54H196V52H198L199 48H200V51L203 50V49H201V48H202L201 46H203V45H202L201 43H198V42L201 41V39L199 40V38L197 37V35H194V33L196 32V31H195V32L193 33V36H196V38H194V40H193V38H192V40L195 41V42H196V40H199V41L196 42V43H198V46H199V44H201V46H199L198 49H197V48L195 49V50H197V51H195L194 49H191V50H190L191 52L189 51V48H188V52H187L186 49H187V47H189V45H188L189 43L186 42L187 40L185 41V39H187V37H189L190 34H189V36H188V34H187V37L185 36V39L182 38L183 41H185L186 43H188V44H187L188 46H186V47H185V45L183 44L184 47H185V48L182 47V48L184 49V50H183L181 47L179 48V46H178V43L180 42V41H179V37H180V36L177 35V34H179L181 31H180V32L178 31V33H177L176 28H174V30H172V31H176V34H175V32H174V34H173V35H175V38H174L173 35H171V36L168 35V37L170 36V37H169V40H170V41H171V39H173V38H174L175 41H176V38L179 36V37H178V40H177L178 42H176V43H177V44H176V45H177L176 48L178 49V52H179V51H180V52H179V54H177V53H175L176 55L174 54L175 57H176V59H175V57L173 56V52H171V51L173 50V49H171L172 47L169 48V46H173L174 43H173V45H172V43H171V45H168V44L170 43V42L168 41V37H167V36H166V37L164 36L165 38H167V41H168V43H166V42H167L166 40H165L166 42H164V39H165V38H164V37L162 38V36H160V35H162L161 32H162V33L165 32V31H163V30L165 29L164 26L162 27L163 30H161V29H159V28H161V26L159 27V25L157 24L158 27L156 28L157 25H156V23H154ZM165 24H166V23H165ZM181 24H182V23H181ZM210 24H209V25H210ZM15 25H16V26H15ZM21 25H22V26L24 25L25 28L22 27ZM101 25H103V24L101 23ZM106 25H107V24H106ZM133 25H134V23H133ZM137 25H136V26H137ZM142 25H141V26H142ZM149 25H150V23H149ZM169 25H170V23H169ZM169 25H167V27H168L169 30H170V29H171L170 26H172V24H171L170 26H169ZM175 25H174V27H175ZM198 25H199V24H198ZM198 25H196V26H198ZM227 25H228V24H227ZM18 26H19V27H18ZM73 26H74V25H73ZM73 26H72V27H73ZM89 26H91V27L89 28ZM104 26H105V25H103V27H102V26H101V27L104 28ZM136 26H133L134 29H133L132 27H131V28H132L133 30H135ZM139 26H140V25H139ZM184 26H183V27H184ZM196 26H194L195 30H196ZM221 26H220V27H221ZM61 27H62V28H61ZM64 27H66V28L64 29ZM67 27H69V28L67 29ZM80 27L86 28L87 30H86V29H82V28H80ZM94 27H95V28H94ZM145 27H146V26H145ZM147 27H148V26H147ZM147 27H146V28H147ZM167 27H166V29H167ZM180 27H182V26L180 25ZM192 27H193V26H192ZM218 27H219V26H218ZM224 27H225V26H224ZM227 27H228V26H227ZM17 28H16V29H17ZM102 28L99 29V33H98L97 36H99L100 38L102 37V39L106 42L105 36H104L103 34H106L107 31L103 30V31H105V33H104V32L102 31ZM137 28H138V27H137ZM142 28H143V27H142ZM146 28H145V29H146ZM148 28H150V27H148ZM152 28H150L149 30H151ZM190 28H191V27H188L187 29H190ZM198 28H199V27H198ZM215 28H216V29H215ZM10 29H11V28H10ZM12 29H13V28H12ZM12 29H11V31H12ZM72 29H74V28H72ZM72 29H71V30H72ZM81 29H82L83 31H81ZM93 29H92V30H93ZM117 29H120V28H117ZM123 29H124V28H122V30H123ZM128 29H127V30H128ZM172 29H173V28H172ZM191 29H192V28H191ZM199 29H200V28H199ZM13 30H14V29H13ZM71 30H70V32H72ZM75 30H76V29H75ZM77 30H76V31H77ZM84 30H86L87 32H84ZM92 30H91V31H92ZM106 30H108V29H106ZM125 30H126V28H125ZM125 30H124V32H125ZM133 30H131V33H132V32L135 33ZM138 30H140V27H139ZM142 30H143V29H142ZM179 30H181V29H179ZM183 30H184V28H183ZM227 30H228V33H229V32H230V31H229V27H228ZM227 30L224 28V31H223V32L225 33V37H223V38L221 39V41H223V40L226 38V35H227V34H226V31H227ZM24 31H25L24 33L22 32L23 34L27 33V32H26V29H25ZM67 31H68V32H67ZM91 31H90L89 33H91ZM96 31H97V30H96ZM96 31H95V32H96ZM101 31H102L103 33H102ZM108 31H109V30H108ZM114 31H115V30H114ZM129 31H130V30H129ZM144 31H146V30H144ZM152 31H151V32H152ZM167 31H168V30H167ZM172 31H169V32L171 33ZM187 31H189V30H187ZM192 31H194V30H192ZM204 31H203V32H204ZM218 31H219V29H218ZM221 31H222V29H221ZM16 32H17V30H16ZM16 32H15V33H16ZM111 32H112V31H111ZM118 32H120V30H119ZM124 32L122 31V32H120V34L122 33V36H123V35H126V34H127V35L130 34V32H126V33H124ZM169 32H167V33L170 34ZM183 32H184V31H183ZM183 32H182V35H186L185 32H184V33H183ZM189 32H190V31H189ZM189 32H188V33H189ZM198 32H199V30H198ZM200 32L202 33V31H200ZM200 32H199V33H200ZM15 33L12 32V34H15ZM74 33H75V32H74ZM76 33H77V32H76ZM114 33H115V32H114ZM123 33H124V34H123ZM136 33H137V32H136ZM140 33L142 34V31H140ZM148 33H149V32H148ZM216 33H218V32H215V33H214L215 36H216ZM220 33H221V32H220ZM230 33H232V34H230ZM230 33H229V35H230L229 37H230V38H231V36L234 37V36H233L234 33H233V32H230ZM261 33H262V32H261ZM261 33H260V34H261ZM263 33H264V32H263ZM263 33H262V34H263ZM20 34H21V33H20ZM27 34H29V33H27ZM72 34H73V33H72ZM85 34H84V35H85ZM92 34H93V32H92ZM96 34H97V33H96ZM143 34H145V33H143ZM195 34H196V33H195ZM207 34H203V35H205V37H206ZM114 35H115V34H114ZM114 35L111 33V37L114 36ZM139 35H140V34H139ZM150 35H152V34L150 33ZM150 35L147 34V36H150ZM156 35L153 34L152 37H154V36H156ZM164 35H166V32H165ZM182 35H181V36H182ZM211 35H212V34H211ZM214 35L210 37V34H209V39L211 40V38L215 37ZM221 35H222V34H221ZM12 36H13V37L16 36V37H15V38H12ZM12 36H10L11 39L9 38L8 40H9V41L12 40V42H13L12 44H13L15 47H17L16 45H18V44L20 45V43H23V41H22L23 38H22V37H24L23 40H24V42H25L26 34H25V36H21L20 38H19V36H18L17 34H16V35H12ZM71 36H72V35H71ZM97 36H96V37H97ZM108 36H109V34H108ZM116 36H117V34H116L114 37H116ZM130 36H132V34H130ZM134 36H135V35H134ZM176 36H177V37H176ZM193 36L191 35V37H193ZM198 36H200V34H198ZM219 36H220V35H218V37H219ZM227 36H228V35H227ZM81 37H84V36L82 35ZM99 37H98V38H99ZM111 37H109V38H111ZM114 37H113V38H114ZM124 37H125V36H124ZM124 37H123V38H124ZM127 37H129V36H127ZM139 37H140V36H138V38H139ZM141 37H143V36L141 35ZM141 37H140V38H141ZM144 37H146V36H144ZM150 37H151V36H150ZM160 37H161V38H160ZM172 37H173V38H172ZM182 37H184V36H182ZM202 37H203V36H202ZM229 37L227 38L228 40L225 39L227 43H228V41L230 40ZM263 37H264V35H263ZM21 38H22V39H21ZM88 38H89V34H88ZM100 38H99L98 40L96 39V40H97L96 42H97V44H98L99 46H100L99 40L101 41ZM113 38H111V39H113ZM118 38H119V37H118ZM123 38H121V36H120L119 39H117V38H116V39H117L118 42H119V40L122 41ZM135 38H136V37H135ZM138 38H136L137 42L139 41ZM157 38H158V39H157ZM220 38H221V36H220ZM220 38H219V39H220ZM258 38H262V35H261L260 37H258ZM69 39H70V40H69ZM111 39H110V40H111ZM148 39H150V38L148 37ZM174 39H173V40H174ZM195 39H196V40H195ZM203 39H204V38H203ZM206 39H207V38H206ZM209 39H207V40H209ZM233 39H234V38H233ZM256 39H257V38H255V40H256ZM67 40L70 41L71 43L68 42ZM76 40H77V41H76ZM79 40H80V39H79ZM84 40H86V39H84ZM87 40H88V39H87ZM113 40H114V39H113ZM130 40H132L131 37H130ZM130 40L128 41V39L124 38V41H123L124 44L122 43V44H123V45H122L123 50H124V47H126V49L128 48V49H131V50H132V47H131V46L134 47V44H135L136 41L134 42V41L132 40L131 43L134 42V44L130 46V43L126 44V42H130ZM134 40H135V39H134ZM150 40H151V39H150ZM173 40H172L171 42H173ZM180 40H181V39H180ZM189 40H190V39H188V41H189ZM204 40H205V39H204ZM213 40H214V38L212 39V41H213ZM257 40H258V39H257ZM257 40L255 41L256 43H257ZM261 40H262V39H261ZM17 41H18V42H17ZM20 41H22V42H20ZM72 41H73L74 43H72ZM88 41H90V40H88ZM88 41H86V42H88ZM107 41H108V40H107ZM121 41H120V42H121ZM148 41H149V40H148ZM190 41H191V40H190ZM202 41H203V40H202ZM233 41H234V40H233ZM262 41H263V40H262ZM67 42H68V43H67ZM92 42H93V40H92ZM146 42H145V43H146ZM185 42H184V43H185ZM210 42H211V41H210ZM214 42H217V40L214 41ZM218 42H219V44H220V43H223V42H224V44H225V41L220 42V40H219ZM230 42H231V41H230ZM230 42H229V44L232 45V44H231L232 42H231V43H230ZM17 43H18V44H17ZM65 43H66V44H65ZM82 43H83V42H82ZM106 43H108V42H106ZM164 43H166L167 45L164 44ZM186 43H185V44H186ZM192 43H193V42H192ZM192 43H190V45H191ZM202 43H203V42H202ZM263 43H264V42H263ZM263 43H262V44H263ZM63 44H64V45H63ZM84 44H85V43H84ZM84 44H83V45H84ZM86 44H87V43H86ZM86 44H85V45H86ZM94 44H95V43H94ZM125 44L128 45V46H130V47L125 46ZM136 44H137V43H136ZM179 44H180V43H179ZM208 44H209V43H208ZM224 44H223V45H224ZM229 44H228V45H229ZM248 44H249V42H248ZM251 44H252V42H250V45H251ZM253 44H254V45H251L252 47L249 45L251 48L248 47V45H245L244 48L247 46L245 49L248 48V49H250V51H252L253 53H256L255 51H257V53H258L259 50H261V52L263 51V50H262V49H263L262 44H261L262 49H259L260 46L257 45V46H256V48H257L256 50H253L254 47H255V43H253ZM13 45H12V47H14ZM19 45H18V46H19ZM22 45H23V44H22ZM24 45H26V43H25ZM90 45H91V43H90ZM103 45H104V44H103ZM181 45H182V43H181ZM183 45H182V46H183ZM211 45H213V43H210V45H208V46L211 47ZM217 45H218V43H217ZM223 45H222V47H223ZM226 45H227V44H226ZM230 45H229V49H228V47L226 48V46H225L226 49L224 50V52L227 51V50H230ZM3 46H4V48L6 47L7 50H6V48L4 49ZM3 46H1L2 48H0V53H1V54H0V55H1V56H0V59H1V57H3L2 59H7L8 56H9V55H7V54H8V47L6 46V44L3 45ZM59 46H60V47H59ZM69 46H68V47H69ZM87 46L89 47V42H88ZM92 46H93V45H92ZM108 46L110 47V45H108ZM108 46H107V47H108ZM114 46H115V45H114ZM135 46H136V45H135ZM191 46H192V45H191ZM191 46H190V47H191ZM219 46H220V45H219ZM20 47H21V45H20ZM65 47H66V48H65ZM88 47L85 46V47H84V51H85ZM94 47H96V46H94ZM194 47H195V45H194ZM196 47H197V46H196ZM215 47H216V46H214V48H215ZM220 47H221V46H220ZM222 47L220 48V51H221V52H222V50H223ZM64 48H65V49H64ZM72 48H71V49H72ZM89 48H90V51H92V50H91V46H90ZM115 48L118 49L119 47H115ZM149 48H150V47H149ZM161 48H162V49H161ZM164 48H165V50H164ZM168 48H169V49H168ZM191 48H193V46H192ZM3 49H4V50H3ZM14 49H15V48H14ZM62 49H63V50H62ZM69 49H70V48H69ZM71 49H70V51H71ZM96 49H97V48H96ZM107 49H108V48H106V50H107ZM109 49H110V48H109ZM109 49H108V50H109ZM121 49H122V48H121ZM137 49H136V50H137ZM141 49H142V48H141ZM170 49H171V51H170ZM177 49H176V50H177ZM180 49H181V50H180ZM217 49H218V48H216V49H214V50L217 51ZM231 49H232V46H231ZM73 50H76V49L74 48ZM98 50L100 51V49H98ZM98 50H97V51H98ZM101 50H104V49H101ZM118 50H119L118 53H120V49H118ZM118 50H117V51H118ZM134 50H135V49H134ZM154 50H156V49H154ZM182 50H183V51H182ZM4 51H5V52H4ZM63 51H65V52L63 53ZM67 51H68V49H67ZM97 51H96V53H95L96 55H97V53L99 52V51H98V52H97ZM104 51H105V50H104ZM113 51H114V50H113ZM148 51H147V52H148ZM193 51H194V52H193ZM200 51H199V53H200ZM204 51H205V50H204ZM204 51H203V52H204ZM247 51H249V50H247ZM250 51H249V52H250ZM68 52H69V51H68ZM86 52H87V51H86ZM100 52H103V51H100ZM109 52H110V50H109ZM121 52H122V50H121ZM123 52H124V53H123ZM123 52H122V53H123L125 56H126V55L129 56V52H128V50H126V52H125V50H124ZM142 52H144V53H142ZM174 52H175V50H174ZM201 52H202V51H201ZM221 52H220V53H221ZM227 52H228V51H227ZM252 52H251V53H252ZM263 52H264V51H263ZM263 52H262V53H263ZM61 53H60V54H61ZM72 53H74V56H75V57L78 56L77 53H76V51H74V52L72 51ZM89 53H90V52H89ZM93 53H94V52H93ZM106 53H107V51H106ZM111 53H112V50H111ZM111 53H110V54H111ZM125 53H126V54H125ZM127 53H128V54H127ZM184 53H186V54H184ZM188 53L190 54L189 56H188ZM222 53H223V52H222ZM257 53H256V54H257ZM70 54H71V53H70ZM81 54H82V53H81ZM83 54H86V53L84 52ZM104 54H105V52H104ZM107 54H109V53H107ZM107 54H105V56H108ZM167 54H169V55H168L169 57L172 56V58H167V59H169V60H167V59H166V57H168ZM211 54H212V55H211ZM225 54H226V52H225ZM249 54H250V53H249ZM256 54H255V55H256ZM258 54H261V53L259 52ZM58 55H59V56H58ZM66 55H68V54L66 53ZM66 55H65V56H66ZM72 55H73V54H72ZM92 55H93V54H92ZM92 55H91V58H93ZM96 55H95V56H96ZM101 55H102V54H101ZM101 55H99V56H101ZM113 55H114V54H113ZM113 55H109V56H112V58H113ZM115 55H116V54H115ZM131 55H132V53H131ZM131 55H130V56H131ZM134 55H133V56H134ZM181 55H182V56H181ZM185 55H186V57H185ZM218 55H220V54H218ZM223 55H224V53H223ZM251 55H252V54H251ZM251 55H250V58H249L250 61H253V62L257 61V60L254 61L253 59L251 60V58L254 57V56H253L254 54H253L252 56H251ZM5 56H6V57H5ZM48 56H49V55L46 54V57H48ZM53 56L51 55V56H49V58H44L45 60L47 59V61H45V62H43V63L46 64V63H48V61H49V63L52 62L53 59L55 58V57H53ZM57 56H58V57H57ZM65 56H63V58H64ZM69 56H70V55H69ZM89 56H90V55H89ZM157 56H159V55H157ZM177 56H179V58H178ZM187 56L190 57V58H188ZM215 56H216V55H215ZM259 56H261V55H259ZM259 56H258V57H259ZM262 56L264 57V54H262ZM262 56H261V57H262ZM50 57H53V59L50 58ZM78 57H79V56H78ZM81 57H82V55H81ZM131 57H132V56H131ZM193 57H194V59H193ZM210 57H211V58H210ZM212 57H213V58H212ZM216 57H217V56H216ZM218 57H219V56H218ZM224 57L227 59L226 56H224ZM256 57H257V55L255 56V58H256ZM9 58H10V57H9ZM85 58H86V57H85ZM98 58H99V57H98ZM108 58H109V57H108ZM110 58H111V57H110ZM110 58H109V60H110ZM119 58H120V59H119ZM126 58H127V57H126ZM186 58H187V59H186ZM199 58H200V59H199ZM209 58H210V59H209ZM222 58H223V56H221V59H222ZM50 59H51L52 61H51ZM66 59H67V58H66ZM68 59H69V58H68ZM74 59H75V58H74ZM94 59H95V57H94ZM99 59H100V58H99ZM149 59H151V60H149ZM153 59H154V60H153ZM171 59H172V60H171ZM173 59H174V60H173ZM183 59H184V60H183ZM195 59H196V60H195ZM217 59H218V58H217ZM249 59H248V60H249ZM259 59H260V58H259ZM61 60H62V59H61ZM70 60H71V58H70ZM80 60H81V59H80ZM90 60H91V59H90ZM90 60H89V61H90ZM101 60H102V59H101ZM101 60H100V61H101ZM106 60H107V59H106ZM106 60H104V61H106ZM117 60H118V61H117ZM119 60H120V61H119ZM162 60H163V61H162ZM164 60H165V61H164ZM185 60H186V61H185ZM189 60H191V61H189ZM192 60H193V61H192ZM219 60H220V59H219ZM219 60H218V61H219ZM260 60H261V59H260ZM43 61H44V60H43ZM54 61H55V60H54ZM81 61H82V60H81ZM81 61H80V62H81ZM83 61L86 62V60H84V59H83ZM83 61H82V62H83ZM89 61L87 60V62H89ZM95 61H96V60H95ZM104 61H103V62H104ZM138 61H139V62H138ZM158 61H159V62H158ZM170 61H171V63H169ZM184 61H185V62H184ZM195 61H196V63H195ZM209 61H210V62H209ZM222 61H223V60H222ZM225 61H227V60H225ZM228 61H230V60L228 59ZM250 61H249V62H250ZM58 62H59V64L61 63L60 61H58ZM82 62H81V63H82ZM125 62H126V63H125ZM162 62H163V63H162ZM173 62H174V63H173ZM175 62H176V63H175ZM186 62H188V64H187ZM190 62H192V63H190ZM214 62H215V63H214ZM253 62H252V63H253ZM259 62H260V61H259ZM262 62H263V60H262ZM262 62H261V63H262ZM49 63L47 64V67H49V66L52 67L51 65L54 64V62L51 63V65H50ZM55 63H56V62H55ZM73 63H74V64H73ZM129 63H130V65H129ZM151 63H150V65L153 66V63H152V64H151ZM159 63H160V64H159ZM167 63H169V64H167ZM189 63H190V64H189ZM226 63H228V62H226ZM226 63H225V65H224V67H226ZM230 63H231V62H230ZM230 63H228V64L230 65ZM232 63H233V62H232ZM250 63H251V62H250ZM250 63H249V65H250L251 67L248 66V67H250V68L246 69V71L243 70L244 68H243L242 70H243V73H244V71H245V72H247V71L249 72V69H250V73H251V74H248V72H247V73H244V76H243V73H240V72H239V71L241 70V68H239V69H240L239 71H238V69H237V71L239 72V73L237 74V71L235 70L236 68H235V66H234V63L232 64V65L234 66V69H233V66L231 67V66L228 65V67H229V68H228L229 71H228L227 68H226V69L224 68L226 71L223 73V70H222V71L220 70V72L223 73L225 76H229V77H228L229 79H225V81L228 80V82H230L229 85H228V82H227V84H226L224 81H223V82H224V84H226V85H225V89L228 87L227 90H229V93H230V94L232 93V92H230L231 87H233V88H237L238 85H239V87H240V88L238 87L239 90H238V89H236V90L233 89V90L235 91V96L238 97L239 100H237L236 97L233 98V97H234L233 94H231V96H230L231 98H230V99H232L233 101L236 100V102H234L235 104L237 103V101H238V102H241V101L243 100V101H242V103H243L242 105H243V106L241 107V109H243V107L245 106V107H244V110L246 109V111L252 109V108H250V107H251V102H252V103H253L252 107H254V108L252 109V111H254V113H252V111H251V113L248 112V114H250V115L254 114V115L257 116L258 113H260V115H259V116H260V120H261V118H262L261 121H263V120H264V89H263L264 84H263V86H262V85H260V83H261V81L264 79V77H263V76H264V66H262L261 68H260V66H259V68H260V70H261L260 72L263 73V74H262V75H263V76H262L263 79H262L261 77H258V78H259V79L257 80V83H258V84L255 83V85H254V87H253V86H252V85L254 84L253 82L256 81L257 76H259V74H258L259 71L257 72V70H258L259 68H258L257 65L255 66V67H257L256 72H257L258 75H256V77H254V78L252 79V77L255 75L256 72L254 73V71H255L254 69H255V68H253V65H251ZM56 64H58V63H56ZM65 64H66V63H65ZM79 64H80V63H79ZM93 64H94V62H93ZM95 64H96V63H95ZM101 64H102V63H101ZM101 64H100V65H101ZM103 64H104V63H103ZM119 64H120V63H119ZM123 64H124V65H123ZM170 64L173 65V66H171ZM195 64H196V65H195ZM197 64H198V65H197ZM204 64H205V65H204ZM206 64H207V65H206ZM208 64H211V65L209 66ZM212 64H213V65H212ZM256 64H257V63H256ZM48 65H49V66H48ZM63 65H64V64H63ZM86 65H87V64H86ZM90 65H91V64H90ZM90 65H89V66H90ZM132 65H133V66H132ZM161 65H162V66H161ZM167 65H168V67H167ZM187 65H188V67H187ZM191 65H193V66H192L193 68L191 67ZM194 65H195V66H194ZM254 65H255V63H254ZM262 65H263V64H262ZM57 66H58V65H57ZM60 66H61V65H60ZM65 66H66V65H65ZM70 66H71V64H70ZM77 66H78V67H77ZM119 66H120V67H121V66H122V67L127 66V67H125L126 69H124V68H122V67L120 68ZM135 66H137V67H135ZM169 66H170V67H169ZM178 66H179V67H178ZM189 66H190V69H189ZM203 66H202V67H203ZM47 67H46V68H47ZM58 67H59V66H58ZM58 67H56L55 64H54V68H56V70L59 69V70L56 71V73H57V75L55 76L56 78H57L58 76H60V75L62 76V75H64V74H66V73L60 71L61 68H62L63 66L60 67V68H58ZM68 67H69V66H68ZM72 67H71V69H73ZM80 67L84 68L85 71H83L82 68H80ZM91 67H92V65H91ZM94 67H95V65H94ZM96 67H97V65H96ZM96 67H95V68H96ZM117 67H118V68H117ZM128 67H130V68H129V69H130L129 71H128ZM139 67H141V68H139ZM160 67H161V68H160ZM177 67H178V68H177ZM182 67H183V68H182ZM185 67H186V68H185ZM220 67H221V66H220ZM113 68H114V69H113ZM166 68H167V70H166ZM230 68H231V69H230ZM262 68H263V69H262ZM63 69H64V67H63ZM68 69H69V68H68ZM91 69H92V68H91ZM99 69H100V68H99ZM106 69H107V70H106ZM115 69H116V70H115ZM117 69H118V70H117ZM123 69H124L125 71H124ZM141 69H143V70H141ZM161 69H162V70H161ZM170 69H171V70H170ZM188 69H189V70H188ZM210 69H212V68H210ZM215 69H214V71L216 72L218 69H217V70H215ZM219 69H220V68H219ZM222 69H223V68H222ZM65 70H66V68H65ZM93 70H95V69H92V71H93ZM104 70H105V71H104ZM134 70H135V71H134ZM147 70H148V71H147ZM150 70H151V71H150ZM152 70H153V71H152ZM157 70H159V71H157ZM176 70H177L178 72H177ZM231 70H232V71H231ZM233 70H235V71H233ZM90 71H91V70H90ZM111 71H113V72H112L113 75H112V73L110 74ZM114 71H115V72H114ZM127 71H128L129 73H128ZM131 71H132V72H131ZM145 71H146V72H145ZM154 71H155V74H153ZM162 71H164V73H163ZM179 71H180V72H179ZM191 71H192V73H191ZM211 71H212V74H211V75H210L208 72H206L207 75L205 74V75H206V76H205L204 73H203V77L205 76V78H206L207 80H208V78L210 77V79H209V83L213 82L215 76L218 77V76H217L218 74H220V76L222 75L221 73H217V72L213 74V70H211ZM77 72H74V73L76 74ZM98 72H99V71H98ZM116 72H117V73H116ZM119 72H121V73H119ZM122 72H123V73H122ZM160 72H162V73L159 74ZM169 72H171L172 74H171V75L168 74ZM183 72H184V73H183ZM218 72H219V71H218ZM241 72H242V71H241ZM35 73H36V72H35ZM35 73H34V74H35ZM37 73H38V72H37ZM58 73H59V74H58ZM61 73H63V74H61ZM125 73H127L128 75L125 74ZM149 73H150V74H149ZM180 73H181V74H180ZM225 73H226L227 75H226ZM232 73H233L234 75H233ZM29 74H30V73H29ZM29 74L26 73V71H25L24 73H22V74L20 73L21 76H22V75H23V76H24V75L28 76ZM34 74L32 75V78L29 77V79H31V80L27 79L28 83H29V82H30V83L28 84V86H26V85H27V82L25 83V84H26V85H25L26 88H28V87L30 88L31 85H32L33 88H34V86H35L36 84H38V83L33 84L32 79H33V81H36V82H38V81H41V82H42L41 78L39 79L38 75L36 74V75H37V76H36V75H34ZM39 74H40V72H39ZM44 74H45V73H44ZM95 74H96V73H95ZM117 74H119L118 76H120V77L116 76ZM122 74H124V75H122ZM130 74H132V77L134 78V81H133V79L131 80V76H130ZM133 74H134V75H133ZM146 74H147V75H146ZM182 74H183V75H182ZM215 74H217V75H215ZM230 74H231L232 76H231ZM247 74H248V75H247ZM126 75L128 76V79H127ZM152 75H153V76H152ZM209 75H210V76H209ZM212 75H214V76H212ZM241 75H242V76H241ZM250 75H251V76H250ZM252 75H253V76H252ZM40 76H42V75H40ZM45 76H46V75H45ZM124 76H125L126 78H125ZM139 76H140V77H139ZM142 76H144V77H142ZM147 76L150 77V78H148ZM173 76H172V77H173ZM207 76H209V77H207ZM211 76L213 77V80H212V77H211ZM247 76H248V77L250 76L249 79H247V78H248ZM260 76H261V75H260ZM35 77H36V78L38 77V78L36 79ZM48 77H49V76H48ZM48 77H47V78H48ZM52 77H53V76H52ZM62 77H63V76H62ZM104 77H105V78H104ZM122 77H123V79H124L123 82H122ZM221 77H222V76H221ZM221 77H220V78H221ZM223 77H224V76H223ZM223 77H222V78H223ZM244 77H247L246 80H245ZM44 78H45V77L43 76V81H45V82H44V83H45L44 86H46V80H47V78H45V79H44ZM50 78H51V77H50ZM50 78H49V79H50ZM58 78H59V77H58ZM58 78H57V79H58ZM60 78H61V77H60ZM119 78H120L121 80H120ZM129 78H130V79H129ZM135 78H136V79L138 78L137 81H136ZM142 78H144V79H142ZM145 78H146V79H145ZM164 78H165V79H164ZM196 78L199 79L198 77H196ZM196 78H195V80H196ZM201 78H202V77H201ZM205 78H202V79H200V80H203V79H205ZM222 78H221V79H222ZM250 78H251V79H250ZM34 79H35V80H34ZM97 79H98V78H97ZM103 79H104L105 81H104ZM118 79H119L120 81H119ZM147 79H148V80H147ZM154 79H153V81H154ZM189 79H190V86L193 87V86H194V80H193L192 78H189ZM216 79H218V78H216ZM216 79H215V80H216ZM236 79L239 80L240 82L237 81ZM37 80H38V81H37ZM90 80H93V78L90 79ZM98 80H99V79H98ZM109 80L107 81L106 84H108ZM112 80H110V81L112 82V84L115 83L114 80H113V81H112ZM130 80H131V81H130ZM145 80H147V81H145ZM149 80H150V81H149ZM176 80H177V79H176ZM180 80H179V81H180ZM200 80H198V82H197V80L195 81V82H197V84L199 83L198 86H197V89L195 90V91H197V92H200V91H201V90L198 91V90H199V87H200ZM210 80H212V81H210ZM233 80H234L235 82L238 83V84L236 83V86H237V87L234 86V85H235V82H233ZM244 80H245V82H244ZM18 81H19V80H18ZM52 81H53V83H54L55 80H52V79H51V82L49 81V84L52 83ZM56 81H57V80H56ZM87 81H86V82H87ZM101 81H100V82H101ZM182 81H181V82H182ZM217 81H219V82H217V83H215V84H219V85H216V86L213 87V85H214V84H213L212 87H213V88H216L217 91H218L219 88H217V86L220 87V81H222V80L218 79ZM15 82H17V81H15ZM58 82H59V81H58ZM93 82H95V83H94L95 86L98 85V83H99V82H98V83L96 84V81H95V80H94ZM102 82H101V83H102ZM121 82H122V83H121ZM174 82H175V81H174ZM181 82H180V84H181ZM184 82H182V83H184ZM202 82H205L206 84H208L205 80L202 81ZM248 82H249V83H248ZM262 82L264 83V80H263ZM9 83L11 84V82H9ZM9 83H8V84H9ZM12 83H13V85L15 84L16 86H19V85H20V86L17 88L18 90L16 89L18 92H16V90H14V92H16V94L18 93L17 95H19L20 92H21V91H20V88H21V86H23V84H20V82H19V85H18L17 83H14V82H12ZM34 83H35V82H34ZM44 83H42V84H44ZM89 83L92 84V82H89ZM125 83H126V82H125ZM128 83H127V85H128V87L130 88L131 85L129 86ZM132 83H131V84H132ZM159 83H160V81H159ZM159 83H158V84H159ZM175 83H176V82H175ZM213 83H214V82H213ZM221 83H222V82H221ZM233 83H234V84H233ZM245 83L250 84V87L248 86V84L246 85ZM252 83H253V84H252ZM42 84H41V85H42ZM55 84H58V83L55 82ZM112 84H111V85H112ZM118 84H117V85H118ZM148 84H150V83H148ZM154 84H155V82H154ZM154 84H153V85H154ZM156 84H157V83H156ZM172 84H173V82H172ZM178 84H179V83H178ZM178 84H177V85H178ZM195 84H196V83H195ZM261 84H262V83H261ZM13 85H12V86H13ZM38 85H39V84H38ZM41 85L38 86V87L41 88V87H42ZM47 85H48V84H47ZM109 85H110V84H109ZM109 85H108V87H109ZM122 85H124V84H122ZM122 85H121V87H122ZM138 85H139V84H138ZM141 85H143V84H141ZM141 85H139V87H140ZM146 85H147V84H146ZM151 85H152V84H151ZM160 85H161V83H160ZM162 85H163V84H162ZM201 85H202V84H201ZM208 85H210V84H208ZM222 85H223V84H222ZM243 85H244V86L246 85V86L244 87ZM256 85H258L259 87L256 86ZM9 86H10V85H9ZM32 86H31V87H32ZM98 86H99V85H98ZM104 86H105V85H103V87H104ZM114 86H116V85L114 84ZM119 86H120V85H119ZM124 86H125V85H124ZM134 86H135V85H134ZM148 86H149V85H147V87H148ZM154 86H156V85H154ZM203 86H204V85H203ZM229 86H230V87H229ZM241 86L244 88V91H243V88H242ZM260 86L262 87L263 92H262ZM10 87H11V86H10ZM108 87L105 86L104 88H108ZM125 87H127V86H125ZM125 87H124V88H125ZM132 87H133V86H132ZM132 87H131V88H132ZM136 87L138 88V86H136ZM151 87H152V86H151ZM151 87L149 86V88H151ZM159 87H160V86H159ZM165 87H166V86H165ZM176 87H177V86H176ZM178 87H180V86H178ZM182 87H187V85H184V84H183ZM195 87H196V86H195ZM201 87H202V86H201ZM205 87H206V85H205ZM205 87H204V88H205ZM257 87L260 88L261 91H260L259 89H258V91H255V89L257 90ZM44 88H45V87H44ZM47 88H48V87H47ZM109 88H110V89H111V88L113 89V88H115V87H113V85H112V87H109ZM134 88H135V87H134ZM134 88H132V89H134ZM140 88H142V87H140ZM152 88H153V87H152ZM160 88H161V87H160ZM174 88H175V87H174ZM208 88H209V86H208ZM213 88H211V89L209 90V92L211 91V92L209 93V95H208V92H207L208 90L206 91V92H207V93H206V96H207V99H208V96H210L211 93L214 95V96L212 95V98L209 100V101H211V100L213 99L212 102H209V105H211V104H215V109L212 108V106H210L211 108H209V110H213V109L216 110V109H217V112H218L219 108L221 107V106H220V103H222V102L224 103V102L226 101V99H227L229 96H228V97H224V98H225V99H223L224 101L222 100V102H220L219 99H221V97L223 98V95H221V94L224 93L226 90H223L224 86L220 87V89H222V90L219 89V90H220L219 92H220L221 94H220L219 92H217V93H218L221 97L219 96V99L217 100V99L215 98V96H217V93L214 91V90H216V89H213ZM250 88H252V89L250 90ZM13 89H15L14 86H13V88H12V91H13ZM115 89H116V88H115ZM115 89H113V90H115ZM120 89H122V88H120ZM120 89H119V90H120ZM135 89H136V88H135ZM143 89H144V87H143ZM164 89H165V88H164ZM168 89H169V88H168ZM168 89H166V90H168ZM194 89H195V88H194ZM205 89H207V88H205ZM241 89H242V90H241ZM247 89H249V91H247ZM119 90H116V91H119ZM138 90H139V88H138ZM145 90H146V89H145ZM148 90H150V89H148ZM148 90H147V91H148ZM151 90H152V89H151ZM151 90H150V91H151ZM233 90H232V91H233ZM237 90H238V92H239L238 95L236 94V91H237ZM245 90H246L247 92H246ZM252 90L254 91V93L256 94V96H254V93L251 94V95H253V97H256V98H253V97L250 95V93H251ZM116 91H115V92H116ZM120 91H122V90H120ZM120 91H119V92H120ZM123 91H125V89H124ZM135 91H136V90H135ZM141 91H144V90L141 89L140 92H141ZM150 91H149V94H150ZM234 91H233V93H234ZM125 92L127 93V91H125ZM128 92H129V91H128ZM136 92H137L136 94L139 93V91H136ZM214 92H215V94H214ZM227 92H228V91H226V94H228ZM117 93H118V92H117ZM132 93H134V92H132ZM132 93H130V94H132ZM142 93H144V92L139 93V95H136V94H135V95H131L130 98H127V97L124 96V95H123V96L126 97V98L128 99V100L125 99V100H127L126 102L131 101V103L136 104V103L134 102V101H136L135 96H136V98H137V97L141 96ZM245 93L248 94V95H246ZM259 93H261V94H259ZM120 94H122V93H120ZM124 94H125V93H124ZM144 94H145V93H144ZM144 94H143V95H144ZM146 94H147V92H146ZM146 94H145V95H146ZM149 94H148V95H149ZM166 94H167V93H166ZM200 94H201V92H200ZM202 94H203V93H202ZM202 94H201V95H202ZM230 94H229V95H230ZM258 94H259V96H258ZM125 95H126V94H125ZM167 95H168V94H167ZM242 95H243V96H242ZM119 96H120V95H119ZM128 96H129V95H128ZM152 96H153V94H152ZM172 96H173V95H172ZM203 96H204V95H203ZM206 96H205V97H206ZM226 96H227V95H226ZM232 96H233V97H232ZM245 96H246V97H245ZM250 96H251V97H250ZM131 97H132V98H131ZM149 97H150V96H149ZM213 97L215 98V100H214ZM259 97H260V99H259ZM141 98H143V97H141ZM141 98H139V99H141ZM153 98H154V97H153ZM170 98H171V97H170ZM203 98H204V97H203ZM217 98H218V97H217ZM241 98H242V99H241ZM261 98H262V99H261ZM129 99H130V100H129ZM151 99H152V98H151ZM151 99H150V102H152V100H153V99H152V100H151ZM205 99H206V98H205ZM230 99H229V100H230ZM122 100H124V98H123ZM141 100L144 101L145 99H144V100L141 99ZM141 100H140V101H141ZM183 100H187V98H185V99H183ZM232 100H230V101L232 102ZM202 101H203V99H202ZM216 101H217V102H216ZM137 102H139V101H137ZM147 102H148V101H147ZM154 102H155V100H153L152 103H154ZM249 102H250V104H249ZM260 102H261V103H260ZM201 103H202V102H201ZM205 103H206V102H204V107H207V105H206ZM227 103H230V102H228V100H227ZM234 103H232L231 105L226 104V103H225V104H226V105H229V106H231V107L233 108L234 106H232V105H234ZM258 103L262 104L261 106H262L263 108H261V107H260V104H258ZM141 104H142V103H141ZM202 104H203V103H202ZM217 104H219V105H217ZM237 104H238V103H237ZM150 105H151V104H150ZM152 105H153V104H152ZM221 105H223V104H221ZM239 105H240V104H239ZM143 106H145V105H143ZM153 106H154V105H153ZM153 106H152V107H153ZM229 106H226V109H228ZM147 107H148V106H147ZM202 107H203V106H202ZM217 107H219V108H217ZM231 107L228 109V111H229V110H233V112H234L235 108L232 109ZM235 107H236V106H235ZM237 107H238L239 109H236V110H240V107H239L238 105H237ZM221 108L223 109V106H222ZM259 108H260V110H259ZM181 109H182V112H183L184 114H187V111H186V109H185L184 107H182ZM222 109H221V110H222ZM226 109H224V110H226ZM221 110H219V111H221ZM236 110H235V111H236ZM256 110H257V111H256ZM152 111L155 112L156 109H152ZM179 111H180V109H179ZM228 111H227V114H228ZM240 111H243V110H240ZM246 111H243L244 114L241 113V114H242V115L240 114L241 116H239V114H238L239 112L237 113V114H238V117H240V118H237V120H239V121L241 120V122H243V124H242L241 122L238 121V122H239V125L237 124V126H239V127H238V128H235L236 131L243 130V129L245 128V127H244L245 125H246V127H248V126L250 125L249 123H247V121H246L247 119H246V120L244 119V118H246V115H247V113H245ZM158 112H159V111H158ZM160 112H163V111L161 110ZM182 112L180 111V113L182 114V117H183V116H185V115H183ZM155 113H156V112H155ZM221 113H226V111L224 112V111L222 110ZM256 113H257V114H256ZM218 114H219V112H218ZM231 114H233V113H231ZM235 114H236V113H235ZM245 114H246V115H245ZM160 115H162V114H160ZM220 115H221V114H220ZM221 116H222V115H221ZM221 116H220V118H221ZM230 116H231V117H232V116L235 117V115H230ZM243 116H245V117H243ZM259 116H257L256 118H259ZM160 117H161V116H160ZM234 117H233V118H234ZM241 117H242V118H241ZM252 117H253V116H249V117H247V118L252 120ZM253 118H255V117H253ZM218 120H219V119H218ZM222 120H223V119H222ZM256 120L258 121L259 119H256ZM254 121H255V120L253 119V122H254ZM218 122H220V121H218ZM218 122H217V123H218ZM248 122H250V120H249ZM259 122H260V121H259ZM120 123H121V122H120ZM120 123H119V121H114V122L111 124V125H112V127H111L112 129H110V130L113 132V130L115 129V130H116L115 132H117V133L113 132V134H111V137H112L111 139H112V140L115 139V137H116L115 135H116V134H118L119 132L122 131V128H121V130H120L119 132L117 131L118 129H120V126H121ZM217 123H216V125H217ZM224 123H226V121H225ZM234 123H235V121H234ZM244 123H245V124H244ZM257 123H258V122H257ZM257 123H255V122L252 123V122H251V125H252V126H253V124L256 125V126H255V130L257 129V131H259V130L261 131L262 128L260 129V127H258V125H259L260 123H262V124L264 125V121H263V122H260L259 124H257ZM114 124H115V125H114ZM184 124H185V123H184ZM240 124H241V126H240ZM247 124H248V126H247ZM262 124H260V126H262ZM218 125H219V124H218ZM218 125H217V129L220 130V128H218L220 125H219V126H218ZM224 125H226V124H224ZM233 125H234V124H233ZM233 125H232V127H233ZM235 125H236V123H235ZM235 125H234V127H237V126H235ZM118 126H119V127H118ZM184 126H185V125H184ZM227 126H228V125H227ZM40 127H41V125H40ZM117 127H118V128H117ZM181 127H182V126H181ZM224 127H225V126H224ZM229 127H230V126H229ZM37 128H38V130H39V126H37ZM41 128H42V127H41ZM183 128H184V127H183ZM185 128H186V130H187L188 133L190 132V134H193V132H191V130L188 131V130L190 129L189 127H188L189 129H188L186 126H185ZM185 128H184V129H185ZM215 128H216V127H215ZM258 128H259V130H258ZM217 129H216V130H217ZM221 129H222V128H221ZM226 129H227V128H225V130H226ZM232 129H233V128H232ZM182 130H183V129H182ZM225 130H224V131H225ZM111 131H110V133H111ZM220 131H221V130H220ZM228 131H229V130H228ZM232 131H233V130H232ZM183 132L185 133L186 131L183 130ZM187 132H186V134H188ZM225 132H226V131H225ZM225 132H224V133H225ZM184 133H182V134H184ZM221 133H222V132H221ZM226 133H227V132H226ZM226 133H225V134H226ZM190 134H188V136H189ZM209 134H210V133H209ZM222 134H223V133H222ZM229 134H230V133H229ZM229 134H228V135H229ZM119 135H120V133L118 134V136H119ZM210 135H211V134H210ZM214 135H215L214 138L217 140L218 137L216 136V134H214ZM223 135H224V134H223ZM228 135H226V136H228ZM113 136H115V137H113ZM182 136H183V135H182ZM188 136H187V135H186V136L184 135L183 137H186V139L188 140V138H189L191 135H190L189 137H188ZM204 136H205V135H204ZM204 136H201V137H204ZM206 136H208V135H206ZM229 136H230V135H229ZM183 137H182V139H183ZM187 137H188V138H187ZM193 137H194V136H193ZM193 137L191 136V139H192V140H194ZM208 137H209V136H208ZM208 137H207V138H208ZM212 137H213V136H212ZM117 138H118V137H117ZM155 138H156V137H155ZM180 138H181V137H180ZM194 138H195V137H194ZM197 138H199V137H197ZM197 138H195V139H197ZM209 138H210V137H209ZM186 139H185V140H186ZM191 139H190V140H191ZM203 139H204V138H203ZM203 139H202V140H203ZM205 139H206V138H205ZM211 139H212V138H211ZM211 139H210V140H211ZM215 139L212 140V141H215ZM115 140H116V139H115ZM179 140H180V139H179ZM185 140H184V141L180 140V141L186 143L187 140H186V141H185ZM197 140H198V139H197ZM197 140H196V141H197ZM228 140H230V139H228ZM180 141H179V142H180ZM194 141H195V140H194ZM194 141H193V142H194ZM196 141H195V142H196ZM206 141H207V139H206ZM113 142H114V141H113ZM188 142H189V140H188ZM188 142H187V143H188ZM193 142L191 141V143H193ZM198 142H199V141H198ZM208 142H209V141H208ZM177 143H178V142H177ZM180 143H181V142H180ZM187 143H186V144H187ZM191 143H189V144H191ZM196 143H197V142H196ZM211 143H212V142H211ZM111 144H112V143H111ZM194 144H195V143H194ZM194 144H191V145L194 146ZM212 144H213V143H212ZM214 144H215V143H214ZM113 145H114V144H113ZM109 146H110V145H109ZM111 146H112V145H111ZM111 146H110V147H111ZM110 147L108 148V145H105V146L103 147L102 151L104 152V154L107 153V151H108V149H110ZM109 151H110V150H109ZM109 151H108V152H109ZM126 154H127V153H126ZM105 157L108 158L107 154H106ZM175 161H176V160H175ZM175 161H174V162H175ZM175 163H177V162H175ZM174 166H175V164H174ZM205 169H207V168H205ZM209 169H210V167H209ZM209 169H207V171H210ZM213 169L215 170L216 167H215V168H214V167L211 168L210 173H211V172L213 173ZM200 170H203V171H204V168H203V169L200 168ZM200 170H199V171H200ZM205 172H206V170H205ZM212 173H211V174H212ZM214 173H216V172H214ZM208 174H209V173H208Z\"/></svg>",
    "mask_w": 264,
    "mask_h": 264
}]
</instances>
